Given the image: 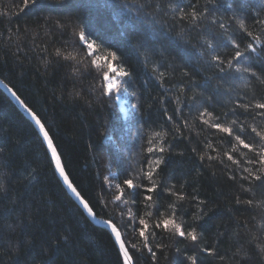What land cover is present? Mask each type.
Returning a JSON list of instances; mask_svg holds the SVG:
<instances>
[{
	"label": "trees",
	"instance_id": "16d2710c",
	"mask_svg": "<svg viewBox=\"0 0 264 264\" xmlns=\"http://www.w3.org/2000/svg\"><path fill=\"white\" fill-rule=\"evenodd\" d=\"M22 7L23 0H0V81L45 124L69 180L95 218L110 220L121 232L134 264H192L188 257L197 264H264V182L242 178L248 176L243 168L256 171L259 165L247 161L258 157L211 127H232L256 151L264 144L252 132L264 131V109L254 107L264 103V26L257 23L264 20V0H38ZM181 9L206 17L181 19ZM212 19L224 22L226 30ZM80 29L100 45L96 65L75 34ZM229 38L240 50L249 43L256 48L233 61L256 76L236 73L226 63L219 71L213 56L226 62L236 51ZM57 49L84 63L57 57ZM105 49L120 57L111 63L130 73L119 78L125 82L111 95L103 87L110 61ZM116 95L124 101V117ZM205 110L209 124L200 118ZM157 132L162 136L151 146L165 151L148 153ZM161 156L153 176L156 191L127 188L128 178L150 187L141 169L149 170L148 162ZM117 184L124 189L120 200ZM169 205L177 223L195 228L196 243L155 227L172 213ZM140 219L148 224L145 235L155 260L142 247ZM0 264H123L112 236L69 196L36 129L1 89Z\"/></svg>",
	"mask_w": 264,
	"mask_h": 264
},
{
	"label": "snow or ice",
	"instance_id": "6c2138e0",
	"mask_svg": "<svg viewBox=\"0 0 264 264\" xmlns=\"http://www.w3.org/2000/svg\"><path fill=\"white\" fill-rule=\"evenodd\" d=\"M58 2L63 3L64 0H58ZM38 3V0H23V7L21 8V11L24 8H28L31 5H35ZM188 16L191 17V20L193 22L197 21L198 19H202L206 17V12H197L194 9L190 13H185L183 9L180 10V18L181 19H186ZM211 23L213 24H218V27L220 29H225L226 30V25L224 22H218L216 19H212ZM237 23L239 24V27L241 29L245 28V23L243 20H238ZM258 24L261 26H264V20H259L257 21ZM246 31V29H245ZM76 36L78 37V40L81 44L85 45L86 47V53L85 55L87 57H95L92 59L90 62L93 65H96L97 60L100 59L99 56H96L97 50L100 48V45L96 44L93 39H92V34L90 31H86L84 29L78 30L76 33ZM247 35L252 37L253 41H255L257 44L261 42V37L254 35L252 32L248 31ZM229 42L232 44V47L236 49L234 52L233 56L231 59H228L226 62L221 59L220 56L214 55L213 56V61L216 63L217 67H219L220 72L225 71V67H220V65H223L226 63V68L227 69H233L236 73H248L251 76H256V72L253 71L249 67H245L242 64H236L235 66L233 65V61H240L241 57H244L245 51H250V52H256V48L253 46L252 43H249L244 50H240V44L237 43L235 40H232L229 38ZM210 48L212 47L211 43L208 45ZM107 56L105 57V60H108L110 57V61L107 63V70L104 71L103 73V81L105 82L103 87L105 90L106 95H111L113 92L119 93L120 91V84L125 82L121 81L119 78L121 76L127 77L130 76V73L127 71H121L122 65L121 66H115L111 61H119L120 57L117 55L115 51H110L107 50ZM55 55L57 57H63L64 60H74L77 63H84V58H81L80 60H77L76 56L73 55L72 53H69L68 55H64L60 49H57L55 52ZM159 76L162 78L164 76L163 72L159 73ZM3 82L0 81V84ZM261 83H264V80H261ZM5 88L8 89V91L12 94L13 97H15L18 101H20L21 106L25 108V111L28 112L29 116L31 119L35 122V125L38 127L39 132L43 135L44 141L47 143L48 149L51 151L52 159L55 161V167L56 170L59 172V175L63 178L64 183L67 185V188L75 195V197L79 200L80 204L83 206V208L88 212L90 216H93L95 218V213L93 212V209L90 207L89 203L84 199V197L81 196V193L77 190V188L73 185V183L69 180L68 175L65 173L64 168L61 165V157L57 153V149L53 146V141L49 136L48 131L45 128V124L42 123L41 119L37 116L36 113H34L30 108H28L26 105H24L23 101L20 100V97L17 96L16 92H14L11 88H8L7 85H4ZM125 92L127 91L126 89L124 90ZM117 99H119V95H117ZM135 107V106H133ZM240 107L244 108L245 110H248L249 105H240ZM254 107L256 109H264V103L257 102L255 103ZM264 114V113H262ZM205 115H207L209 118H211V113H207L206 110L205 112L200 113V118L203 119V122L205 124H209V119H204ZM171 119V117H169ZM233 125L237 124L236 120H233L231 122ZM211 127L218 129L220 132L227 133L229 136H233L234 140L238 143V145L242 146L245 149H248L249 152H255L256 157H258L257 160H251L249 159L247 161L248 164H258L259 167L256 169V171H253L252 168L245 167L243 168V171L248 174L247 177H242L243 179H248L249 177L251 180L255 181H262L264 182V144L259 146V150L256 151L254 148L253 144L246 143L245 139L241 137L239 134H235L233 132L232 127L230 126H224L222 124H212ZM239 127V132L244 133L245 128L244 126L238 125ZM252 132L255 133L257 137L260 138V141H264V131H257L256 128H252ZM162 133H155L152 138L149 139V147L147 148L148 153H153L155 151H158L160 153H163L165 151V147L163 145H157L155 148L152 147L153 139L156 137H161ZM238 151L237 147L234 145L232 147V152ZM227 155V159L232 161L233 164H238L239 161L235 160L231 154L225 153ZM203 159V157H201ZM209 159H212V157H209ZM163 162V157H158L155 159H151L148 162V169L147 171L141 169L140 174L144 176L149 182H150V187H144L143 185L139 184H134L132 178H128L124 180V184L127 186L128 189H137V188H144V191L146 193H152L156 191L157 188V182L153 179L154 173L157 168L161 165ZM233 179L235 177H232ZM136 179H139V176L136 177ZM107 182V177L105 178ZM251 182V181H249ZM174 187V186H173ZM116 188L119 189L120 195H117L115 197L116 200H120L121 196L124 194V189L121 188L119 184L116 185ZM171 195H174L177 197L178 200H184L185 197L183 194H178L176 192H172L169 190ZM135 193H133L134 195ZM145 200L146 201H151L152 197L151 195H145ZM127 200H124V203H127ZM201 204H203V201H200ZM237 204L240 203V200L237 199L236 201ZM246 204L249 206L252 205L253 201L252 200H247L245 201ZM169 207L172 209V213L168 215L167 217H164L159 220L155 224L156 228H163L165 231H168L171 229V232L173 235H178L181 238L191 240L193 243H196L198 241V234L195 230V228H192L190 230H185L182 226L181 223L176 222V217H175V207L174 205H169ZM148 215H151V213H148ZM161 216L163 217L164 214L161 213ZM103 223L107 225L108 227L111 228V232L115 236V241L119 246L120 253L122 254V260L123 264H134L133 262V256L130 254L129 247L126 246V243L124 239H122L121 232L117 229V227L110 221V220H104ZM139 223L144 226V230H140L139 235L144 238V242L142 247L144 249H147V251L151 254L153 260L156 258V251L153 250V248L149 244V237L145 235V230L148 228V224L144 219H140ZM264 227V226H262ZM153 236L155 235L154 233L152 234ZM130 247L132 249H135L136 251H141V248H138L136 244H131ZM157 249H162L163 245H156ZM179 251V249H177ZM201 251L207 252L208 255H213V250L210 249H204L202 248ZM189 260H191L192 264H197L196 259L194 257H188Z\"/></svg>",
	"mask_w": 264,
	"mask_h": 264
},
{
	"label": "water",
	"instance_id": "95a60500",
	"mask_svg": "<svg viewBox=\"0 0 264 264\" xmlns=\"http://www.w3.org/2000/svg\"><path fill=\"white\" fill-rule=\"evenodd\" d=\"M5 84H0V89L9 97V99L14 103V105L19 109V111L32 123V125L34 126V128L36 129L38 135L40 136V138L42 139L46 149H47V152L53 162V165H54V168H55V172H56V175L57 177L59 178L61 184L63 185V187L65 188V190L67 191V193L69 194V196L74 200V202L81 208V210L84 212V214L87 216V218L96 226L98 227H101L105 230H107L109 232V234L112 236L118 250H119V246L118 244L116 243L115 241V236L114 234L111 232V228L108 227L107 225H105L103 223V221L97 219V218H94L93 216H90L88 214V212L83 208V206L80 204L79 200L75 197V195L67 188V185L64 183L63 181V178L59 175V172L56 170V167H55V161L52 159V155H51V151L48 149L47 147V143L46 141H44L43 139V135L39 132V129L38 127L35 125V122L31 119V117L29 116L28 112L25 111V108L23 106H21V103L20 101H18L15 97L12 96V94L8 91L7 88L4 87ZM62 165V163H61ZM63 167V166H62ZM120 252V250H119ZM121 254V253H120ZM122 256V254H121Z\"/></svg>",
	"mask_w": 264,
	"mask_h": 264
},
{
	"label": "rangeland",
	"instance_id": "374dc122",
	"mask_svg": "<svg viewBox=\"0 0 264 264\" xmlns=\"http://www.w3.org/2000/svg\"><path fill=\"white\" fill-rule=\"evenodd\" d=\"M116 103L123 117L126 116L127 112H126L125 104L120 96H119V99H117V95H116Z\"/></svg>",
	"mask_w": 264,
	"mask_h": 264
}]
</instances>
